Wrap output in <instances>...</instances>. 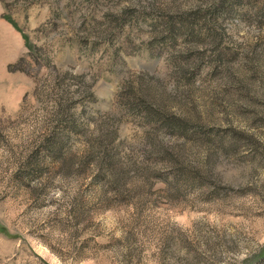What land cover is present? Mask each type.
<instances>
[{
	"label": "rangeland",
	"instance_id": "rangeland-1",
	"mask_svg": "<svg viewBox=\"0 0 264 264\" xmlns=\"http://www.w3.org/2000/svg\"><path fill=\"white\" fill-rule=\"evenodd\" d=\"M0 264H264V0H0Z\"/></svg>",
	"mask_w": 264,
	"mask_h": 264
}]
</instances>
